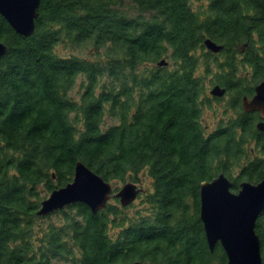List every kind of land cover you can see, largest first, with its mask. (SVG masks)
<instances>
[{"label": "trees", "instance_id": "trees-1", "mask_svg": "<svg viewBox=\"0 0 264 264\" xmlns=\"http://www.w3.org/2000/svg\"><path fill=\"white\" fill-rule=\"evenodd\" d=\"M129 1L40 0L29 35L0 14V264L226 262L219 242L207 245L199 187L220 171L233 190L261 178L264 130L241 97L264 76V0ZM207 36L222 48L208 50ZM163 55L171 62L157 65ZM213 101L226 119L209 127ZM250 142L263 156L246 159ZM77 160L107 181L148 178L149 211L75 201L46 222L40 201ZM255 231L264 264V206Z\"/></svg>", "mask_w": 264, "mask_h": 264}, {"label": "water", "instance_id": "water-1", "mask_svg": "<svg viewBox=\"0 0 264 264\" xmlns=\"http://www.w3.org/2000/svg\"><path fill=\"white\" fill-rule=\"evenodd\" d=\"M39 2L40 0H0V14L16 32L29 35L35 28ZM203 44L212 52L219 51L223 46L209 36L203 39ZM7 48L0 41V56ZM156 63L166 65L168 60L161 57ZM209 92L220 97L225 94L226 88L214 83ZM241 106L245 111L260 112L255 126L258 130H264V76L254 85L252 95H242ZM238 184V189L233 190L231 179L223 171L211 179L202 180L199 187V218L209 249L213 250L219 242L226 254L225 264H261L260 241L255 223L264 206V166L258 181L243 179ZM138 191L140 188L135 182L125 181L113 194L125 205L135 198ZM111 192L110 181L77 160L72 180L54 188L41 199L36 213L47 215L75 201L85 202L92 212H96L106 205ZM122 264L155 262L135 259Z\"/></svg>", "mask_w": 264, "mask_h": 264}, {"label": "rangeland", "instance_id": "rangeland-1", "mask_svg": "<svg viewBox=\"0 0 264 264\" xmlns=\"http://www.w3.org/2000/svg\"><path fill=\"white\" fill-rule=\"evenodd\" d=\"M206 2H207V0H192L193 5H195V6L197 4H204ZM128 6H130V1L129 0H127V8H130ZM129 13H132V11H130ZM62 49H64V48H62ZM87 50L88 49H81V50L73 49L71 51L80 53L82 55L83 54L85 55ZM63 52L69 53L70 49H68V47H66ZM166 53H169V49L167 50ZM163 57L167 58L168 63L171 62V59H170V57L168 55H163ZM83 81H84L83 74H78L77 77H76V80H75V82H74V84L72 86V88L69 91L71 95H73L75 97H77L79 95V91L81 89L80 85L83 83ZM213 102H214L213 103V108L214 109L207 108V109H205V112H204V118L209 123V127L214 126V124H216L217 121H219V118L220 119L222 118L224 120L226 119L225 118L226 116L223 114V111H222V101H213ZM107 120L110 121L109 119H107ZM249 146H250V148L248 149L249 153H248V156L246 158L247 160L255 157L256 155L263 156L262 152L259 151L256 146L253 147L252 142H250ZM238 169H239L238 166L235 167V169L233 170L234 171V175L236 174ZM148 181H149L148 178H146L144 176L139 182H136L137 187L140 188V191H138V193L136 194L135 198L131 202H129L128 204L123 205L119 201V198L117 196H115L113 193L125 181L110 180L111 185H112V192H111L110 196L108 197L107 202L115 203L118 206V208L122 211V213L130 215V216H135L137 213L146 214L149 211V208H150V203L146 200V196H145V193H146L147 189L149 188L148 187ZM48 194L49 193H47V195ZM47 215L50 216V217L45 219L46 222L48 220H51V219L57 220L59 218V214L55 213L54 211L51 212L50 214H47ZM117 228L118 227H114V230H116ZM53 261H54V264H68V261L63 260V259L60 260V259H56L55 258Z\"/></svg>", "mask_w": 264, "mask_h": 264}, {"label": "flooded vegetation", "instance_id": "flooded-vegetation-1", "mask_svg": "<svg viewBox=\"0 0 264 264\" xmlns=\"http://www.w3.org/2000/svg\"><path fill=\"white\" fill-rule=\"evenodd\" d=\"M257 111V110H256ZM258 113H259V116H260V112L258 111ZM260 118V117H259ZM156 264V263H155Z\"/></svg>", "mask_w": 264, "mask_h": 264}]
</instances>
